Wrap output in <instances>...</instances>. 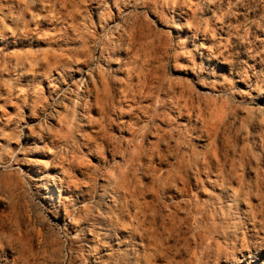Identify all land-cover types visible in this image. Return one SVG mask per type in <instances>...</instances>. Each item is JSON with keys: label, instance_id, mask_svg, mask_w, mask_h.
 Listing matches in <instances>:
<instances>
[{"label": "rangeland", "instance_id": "rangeland-1", "mask_svg": "<svg viewBox=\"0 0 264 264\" xmlns=\"http://www.w3.org/2000/svg\"><path fill=\"white\" fill-rule=\"evenodd\" d=\"M0 264H264V0H0Z\"/></svg>", "mask_w": 264, "mask_h": 264}, {"label": "bare ground", "instance_id": "bare-ground-1", "mask_svg": "<svg viewBox=\"0 0 264 264\" xmlns=\"http://www.w3.org/2000/svg\"><path fill=\"white\" fill-rule=\"evenodd\" d=\"M38 231V230H37ZM38 239V238H37ZM40 240V239H39ZM39 242V241H38Z\"/></svg>", "mask_w": 264, "mask_h": 264}]
</instances>
